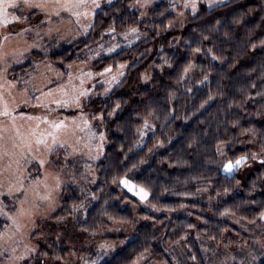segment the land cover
<instances>
[{"label":"trees","instance_id":"obj_1","mask_svg":"<svg viewBox=\"0 0 264 264\" xmlns=\"http://www.w3.org/2000/svg\"><path fill=\"white\" fill-rule=\"evenodd\" d=\"M135 0H116L110 6H104L96 14L90 32L74 42L54 39L48 43L49 61L53 67L64 73H69L70 67L78 62L88 61L90 53L110 41L112 35H120L135 27L147 33L138 43L118 51L112 56L101 58L93 65L96 72L106 66L117 69L120 64L127 65V70L121 82L104 93L102 86L94 88V95L83 104V112L92 119V116L103 115L104 134L107 146L102 159L96 164V183L91 186L94 201L90 200V210L86 219L79 224V228L89 234H95L101 229L110 227L113 223L132 225L136 215L124 202L136 203V199L128 193H123L115 187L118 184L113 177H128L136 185L144 186L149 191V203L154 208L164 211V214L155 217V229L151 225H141L137 228L136 236L121 250L110 254L101 264H133L139 258L153 254V258L160 262H168V257L162 250V245L173 246L188 240L192 256L201 260L197 248L196 238L192 232L197 230L199 235L209 241L220 243L228 231H237L225 216L230 215L245 222H255L264 213V164L256 169L245 181L239 179L238 174L228 176L220 167L217 146H226L227 158L234 161L240 156L246 157L249 152L258 150V145L251 146L244 143H226L225 131L228 139L239 135L240 128H254L264 132V116L250 115L256 113L264 104V0H227L224 4L213 8L203 7L196 15H188L185 24L180 28L169 29L176 20V13L170 3L160 1L154 4L148 18L141 22L140 11L133 8ZM37 14L38 11H31ZM213 30V37L204 42V48H213V53L206 59L202 49L197 53L195 60L190 59L188 51L190 45H178L176 48L167 47L174 43V37L189 39L193 28L198 26ZM163 28L165 31L160 32ZM114 29V31H110ZM219 34L220 39L216 38ZM225 34H227L225 36ZM148 37H152L149 41ZM227 42L223 45L220 40ZM222 46L227 57L223 62L218 58L211 60L217 48ZM149 53L140 56L145 49ZM133 53L138 59L134 58ZM171 57V67L163 70L157 67L150 75L153 79L148 82L137 83V73L142 77L144 69L152 63L160 65L163 56ZM31 62L15 68L7 74L12 82L25 80L33 73L36 63L44 62L46 56L42 52H32ZM217 71L228 69L230 89L226 95L215 96L212 100L192 115L191 107L184 106V119L177 118L179 102H172L167 106L172 114L167 127H171L169 136L162 134L159 123L152 119L154 106L144 103L148 95L158 99L163 98L162 89L168 86L173 90L175 81L180 79L188 83L184 67L193 63L197 68L193 70L196 86L187 94L193 98V104H199L206 99L210 92L215 93L218 86L224 82L218 81L215 74L209 76L205 83H199V69L209 64ZM143 61V63H139ZM21 88V86L19 87ZM108 97L114 100H123L126 103L116 108L109 104ZM242 107H234L239 105ZM111 112L112 115H108ZM213 116H219L221 127L214 135L205 128V122ZM191 117V118H188ZM144 118L148 119L153 131L146 136V143L138 148L139 135ZM239 121V127H233V121ZM193 137L197 144H191ZM241 139L247 140L248 136ZM159 145V146H158ZM155 146H158L155 149ZM60 149L51 154L50 160L54 170L59 171V164L54 159ZM64 152V149H61ZM59 157V156H58ZM60 164L66 162L69 167L77 168L79 162L75 160L57 159ZM211 161V162H209ZM35 178L40 174V167L34 164ZM35 171L33 167L30 169ZM76 169V172H81ZM209 190L214 198L220 197L217 204L208 206L197 201L199 193ZM77 186L66 187L61 195V208L51 217L52 221H59L72 215L74 208L81 201ZM22 198V194L16 195ZM4 204L9 205L10 197H3ZM11 213L15 208H11ZM146 211L141 210L140 217H145ZM202 222L197 225V221ZM9 225V222L0 217V233ZM192 234V235H190ZM124 237H107L111 243L123 240ZM70 254L69 247L62 241H51L48 249L40 246L37 254L27 260V264H47L46 258L66 261ZM259 264H264V261Z\"/></svg>","mask_w":264,"mask_h":264},{"label":"rangeland","instance_id":"obj_2","mask_svg":"<svg viewBox=\"0 0 264 264\" xmlns=\"http://www.w3.org/2000/svg\"><path fill=\"white\" fill-rule=\"evenodd\" d=\"M115 1L98 0L99 7H93L91 0H87L85 6L75 9H56L51 4H46L43 8L24 9V19L15 20L13 16L19 17L20 11L8 7L5 8L4 16L0 17V184L4 186V195L0 196V209H3L0 217L9 222L2 232L4 240L0 241V244L6 241L5 247L8 252L5 253V247H0V253H4L0 255V264H25V261L37 254L40 246L48 249L51 241L64 242L69 247L70 254L66 261L47 257V264H101L107 256L118 252L133 240L139 226L151 225L155 229L160 227L156 224L155 217L163 215L164 211L154 208L149 203V197L141 202L138 196L118 183L115 187L122 194L128 193L136 199V203L124 202V205L129 206L136 215L135 223L132 225L113 223L110 227L101 229L95 234H89L79 228V224L86 219L90 210V200H95L91 186L96 183V164L102 159L107 146L104 121L89 118L82 110L83 104L94 95L96 86L108 87L109 91L116 87L127 70L126 65L122 70L123 74L118 76V83L108 85L105 83L106 78L99 76V72L94 70L93 65L101 58L112 56L138 43L145 35L138 28L136 34L126 32L129 34L128 39L125 38V33L112 35L110 41H105L90 53L88 61L72 65L69 73L58 71L51 65L48 58L50 50L47 44L52 43L54 39L58 42L67 41V43L82 39L90 32L96 14L104 6H110ZM160 1L170 3L176 13V20L169 26V29H175L182 27L179 24L181 13L184 17H188L189 14L196 15L203 7L213 8L224 4L227 0H195L197 4L195 13L191 8L183 7L177 0H147L146 6L142 7L135 6L134 3L133 8L140 11L141 22L148 18L150 8ZM254 1L263 2V0ZM37 2L43 3L44 0H37ZM31 11H38V13L32 14ZM76 12L80 13L79 16L75 14ZM109 47H113L114 50L108 52ZM35 51L42 52L46 56L45 61L36 63L33 73L20 81L21 84L10 81L7 74L17 67L32 63L30 54ZM118 69L119 67L112 68V74L115 75ZM88 72L93 73V76L88 77L86 75ZM190 73L192 74L193 70ZM82 80L83 85H81ZM81 87L87 89L89 97H81V104L78 108L73 97ZM5 112H7L6 115ZM81 117L94 126L91 129L96 133L94 139L90 140L89 130L81 122ZM45 120L49 123H44ZM74 120L75 124H73ZM52 122H63L66 127L55 130L51 127ZM139 129L138 148H141L146 143V136L153 131V126L149 123V127L144 128L142 125ZM53 131L58 141L63 142L65 146L71 145L78 149L74 155L69 157L70 160L80 163L77 168L69 167L64 161L63 164L58 162L57 159L64 157V152L61 151L63 148L59 147V144L52 147L56 150L60 149L54 159L55 164L58 163L60 168L59 171L52 168L50 156L54 151L49 152L44 145H38L36 141L43 138L51 145V137L47 133ZM101 134L105 139L103 149L98 154L95 145L100 143ZM27 143L31 144L30 151L25 146ZM247 145L251 146L250 143ZM158 146H155V149ZM89 147L95 159L89 158ZM225 148L226 146L223 145L224 154L219 153V160L223 173L228 176L237 173L239 179L245 181L264 164V156H258L252 161L247 155L244 164L235 168L233 172L226 173L222 167L223 163L229 160ZM68 151L71 152L72 148L69 147ZM257 152L258 150L252 153ZM41 159L45 161L43 165L40 163ZM34 164L40 167V174L31 178L39 169L33 166ZM31 167L35 171H31ZM80 167L82 171L76 172V169ZM57 178L59 179L58 186ZM132 183L136 184L133 181ZM74 185L78 187L81 201L70 217L52 221L56 224L53 226L51 217L61 208L60 200L63 190ZM9 186L13 187L12 195H8ZM19 193L22 194L20 199L16 198ZM49 194L51 197L49 200L42 199ZM6 196L12 200L9 205L2 201ZM219 200L220 197L213 199L209 190L201 191L197 197V201L208 206L217 204ZM11 208H15L14 213H11ZM21 209L25 212L24 215H20L18 210ZM141 210L146 211L145 217L139 216ZM9 216H15L18 224L13 225L8 219ZM225 219L234 225L237 231H228L220 243L209 241L206 237L199 235L197 230L192 232L197 241L201 260L192 256L188 240H183L182 243L173 246L162 245V250L170 264H259L264 261V219L260 218L252 223L230 215L225 216ZM201 224L202 222L198 220L197 225ZM110 236H123L124 239L111 243L106 240ZM12 248H15L14 253L11 252ZM28 248L33 251L29 253ZM10 255L12 257L23 256L25 259H9ZM133 264L169 263L160 262L153 258V254H148Z\"/></svg>","mask_w":264,"mask_h":264},{"label":"clouds","instance_id":"obj_3","mask_svg":"<svg viewBox=\"0 0 264 264\" xmlns=\"http://www.w3.org/2000/svg\"><path fill=\"white\" fill-rule=\"evenodd\" d=\"M178 3H180L183 7H185L184 0H177ZM186 8V7H185ZM191 8V6L187 7ZM195 8L197 9V4H195ZM195 13V12H193ZM188 17H184L183 13H181V18L179 19V24L183 26L185 20H187ZM165 31V29L161 28L160 32ZM143 35L147 36V33H143ZM227 34H225L226 36ZM213 37V30L212 29H205L204 26H198L197 28L192 29V33L189 36V39H184L181 37H174V43L168 44L167 47L170 48H176L178 45H181L182 43L184 45H190L188 51L190 53V59L195 60V56L197 53H201L202 49H204L203 54L205 58L207 59L209 54L213 53V48H204V42L211 39ZM216 38L220 39L219 34H216ZM152 37H148V40L150 41ZM227 41L224 39L220 40V44L223 45ZM199 49V51H196ZM150 49H145L144 52L139 53L140 56H144L146 53H149ZM134 58L138 59L135 53H133ZM213 56H215L217 59L219 58L222 62L227 59V57L224 55V49L222 46L217 48L216 54L211 56V60L213 59ZM211 60L209 61V64L205 67H202L199 69L200 71V77H199V83L203 84L205 81L208 80L209 76L215 74L218 81L224 82L222 86H218L215 93L210 92L206 99H203L199 104H193L192 100L193 98L190 97L187 93L191 91L192 88H195L196 86V78L191 74L189 71L186 73L187 80L189 81L187 84L184 83V81L177 79L175 81V86L173 90L169 91L168 86H164L162 89L164 95L162 99H158L155 96L148 95L145 97L144 103L148 106H154L153 112H152V119L154 122H157L160 124L162 128V134L165 136H169L172 133L171 127H167L170 120L172 119L171 112L168 111L167 106L171 104L172 102L176 101L180 103V108L177 110V118L184 119L183 111L185 104L189 105L192 110V115H195L197 112L200 111V109L204 108L206 104L210 100H212L215 96H224L226 95V89H230V84L227 83L229 81V73L228 69H224L223 71H217L215 68L211 65ZM163 63L160 65H157L156 63L149 64L144 69V75L141 77L139 73H137V83L144 82L148 83L150 82L153 77L150 75L154 72V70L159 67L161 70L164 69L165 66L171 67V57L165 55L162 57ZM139 63H143V61H139ZM192 65V68H197L198 66L190 63ZM207 78V79H206ZM109 101V104L112 105H121L123 103H126V101L123 100H114L111 97L107 98ZM242 103L239 105H232L234 107H242ZM250 115H261L264 116V104L261 105L260 109L256 113H250ZM191 118V117H188ZM233 127H239V121H233L232 122ZM221 125L219 124V116H213L211 120H207L205 122V128L209 129L210 131L207 133L208 135H214L216 132L219 131V128ZM137 131H140V129H137ZM243 136H248L249 139L244 140L241 139ZM225 142L226 143H232L235 144L237 142L244 143V144H254L258 145V152L253 154L252 152L248 153V157L250 160L254 161L257 159L258 156H264V132H258L254 128H240L239 135L232 137L231 139H228L227 132L225 131ZM135 143H139V141H135ZM191 144L195 145L197 144V140L195 137L191 140ZM222 148V146H221ZM211 162V161H209Z\"/></svg>","mask_w":264,"mask_h":264},{"label":"snow or ice","instance_id":"obj_4","mask_svg":"<svg viewBox=\"0 0 264 264\" xmlns=\"http://www.w3.org/2000/svg\"><path fill=\"white\" fill-rule=\"evenodd\" d=\"M46 4H51L52 7L56 8V9H75V8H79L81 6H85L87 4V0H44L43 3L41 2H37V0H0V17L4 16L5 14V8H14V9H18L21 13V15L19 17L17 16H13V19H24L23 16V11L24 9H36V8H43L46 6ZM91 4L93 7H99V3L98 0H91ZM147 4V0H135V6H146ZM195 0H185V7H192L193 12H195L196 8H195ZM210 7L212 5H209ZM77 16H79L80 13L76 12L75 13ZM85 15H87V13H85ZM110 31H114V29H111ZM129 33L131 34H136L138 33V29L135 27H132L129 29ZM125 38L128 39L129 38V34L125 33ZM114 50L113 47H109L107 49L108 52H112ZM196 51H199V49H197ZM213 59H217L215 56H213ZM126 67V65L124 64H120L119 65V69L117 71V73L115 75L112 74V67L110 66H106L104 67L103 71L99 72V76L101 77H105V83H107L108 85H112L113 83H118V76L122 75L123 72L122 70ZM192 68V65L189 63L187 64L184 69H183V73L186 74L190 69ZM86 75L88 77H92L93 73L88 72L86 73ZM207 79V78H206ZM83 80L81 81V85H83ZM109 92V88L105 87L104 88V93H108ZM260 95L264 96V93H260ZM81 97H89V93L87 91V89H84L83 87H81V89L76 93V95L73 97L74 103L75 105L79 108L80 104H81ZM59 103V101L57 102ZM120 105L117 104L116 108H119ZM5 115L7 114V112L4 113ZM108 115H112L111 112L108 113ZM81 122L84 124L85 127L88 128L89 130V138L94 139L96 137V133L92 132L91 129L92 127H94L93 125H91L89 123L88 120L84 119L83 117L80 118ZM92 119L94 120H103V115H93ZM44 123H49L47 120L44 121ZM76 121H73V124H75ZM51 127L55 130H60L62 128H65L66 125L63 122H52L51 123ZM143 127L147 128L149 127V122L147 118H144V123H143ZM143 133L141 132V135ZM47 135L49 137H51V145L48 144V142L43 139H37L36 143L38 145L42 144L45 146V148L49 151V152H53L56 149H54L52 146L53 145H57L59 144V147L64 149V160L68 161L69 157L74 155L78 149L75 147H72L71 145L65 146V144L63 142L58 141L57 135L55 133V131L53 132H49L47 133ZM105 137L103 134H101L99 136V140L100 143L95 145V148L97 149V153L99 154L100 151H102L103 149V141H104ZM26 148L30 151L31 150V144L27 143ZM71 147L72 151L69 152L68 148ZM217 152L220 153L221 155H223V149L220 146H217ZM89 158L90 159H95L96 157H93L91 155V148L89 147ZM246 162V157L244 156H240L239 158L235 159L234 161L232 160H228L227 162H224L222 167L223 170L226 173H231L233 172V170L239 166H241L242 164H244ZM41 165H43L45 163V161L43 159L40 160ZM51 163V162H50ZM86 167H88L86 165ZM118 180L119 184L123 185L124 188H126L128 191L133 192L134 195L138 196L141 202H144L148 199L149 197V191L144 187V186H140V185H136L133 184L131 180H129L126 177H113V181L116 182ZM59 185V179L57 178V186ZM3 184H0V196L4 195V191H3ZM45 187H47V185H45ZM13 193V187L9 186L8 188V195H12ZM50 194L49 195H45L44 197H42V199L45 200H49ZM153 207H155V205H153ZM75 210V209H74ZM20 215H24L25 212L21 209L18 210ZM3 213V209H0V214ZM9 220L12 221L13 225H17L18 224V220L15 216H9L8 217ZM261 219H264V213H261ZM9 239H11L9 237ZM4 240V236L2 233H0V241ZM6 241L2 244H0V247H5ZM27 251L29 253H31L33 251V249L28 248ZM8 252V249L5 247V253ZM11 252L14 253L15 252V248L11 249ZM4 253H0V255H3ZM9 259H18V260H24L25 258L23 256H17V257H12L11 255L9 256ZM25 264H27V262L25 261Z\"/></svg>","mask_w":264,"mask_h":264}]
</instances>
